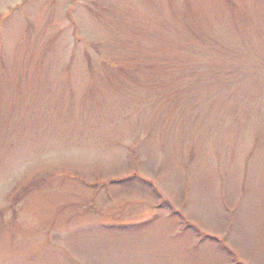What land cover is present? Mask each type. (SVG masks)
Masks as SVG:
<instances>
[{
  "label": "rangeland",
  "instance_id": "374dc122",
  "mask_svg": "<svg viewBox=\"0 0 264 264\" xmlns=\"http://www.w3.org/2000/svg\"><path fill=\"white\" fill-rule=\"evenodd\" d=\"M0 264H264V0H0Z\"/></svg>",
  "mask_w": 264,
  "mask_h": 264
}]
</instances>
